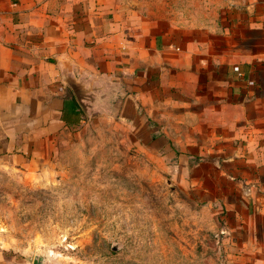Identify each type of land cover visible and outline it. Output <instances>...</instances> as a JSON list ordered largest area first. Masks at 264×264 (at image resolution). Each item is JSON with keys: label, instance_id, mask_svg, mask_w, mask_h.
Here are the masks:
<instances>
[{"label": "rangeland", "instance_id": "374dc122", "mask_svg": "<svg viewBox=\"0 0 264 264\" xmlns=\"http://www.w3.org/2000/svg\"><path fill=\"white\" fill-rule=\"evenodd\" d=\"M118 3L136 24H158L171 69L163 85L143 89L137 106L126 100L114 116L88 117L40 140L28 161L0 168V264H237L236 238L225 233L235 226L226 191L215 173L206 190L214 172L207 144L193 143L206 129L190 106L195 81L174 74L168 59L215 54L224 10L241 0Z\"/></svg>", "mask_w": 264, "mask_h": 264}, {"label": "crops", "instance_id": "0c3cea01", "mask_svg": "<svg viewBox=\"0 0 264 264\" xmlns=\"http://www.w3.org/2000/svg\"><path fill=\"white\" fill-rule=\"evenodd\" d=\"M224 12L215 54L200 61L174 52L168 60L174 74L195 81L190 106L206 129L193 143L207 144L214 172L206 190L215 173L226 191L235 226L225 233L236 238L237 264H264V0ZM164 34L156 22L136 24L118 0H0V168L28 161L40 140L88 117L114 116L126 100L137 106L150 83L163 85L172 66Z\"/></svg>", "mask_w": 264, "mask_h": 264}, {"label": "built area", "instance_id": "2783aa9c", "mask_svg": "<svg viewBox=\"0 0 264 264\" xmlns=\"http://www.w3.org/2000/svg\"><path fill=\"white\" fill-rule=\"evenodd\" d=\"M232 71L237 75V76H242L241 71L239 70L238 66L234 65L232 66ZM248 84L251 85L253 84L252 81H248Z\"/></svg>", "mask_w": 264, "mask_h": 264}, {"label": "water", "instance_id": "95a60500", "mask_svg": "<svg viewBox=\"0 0 264 264\" xmlns=\"http://www.w3.org/2000/svg\"><path fill=\"white\" fill-rule=\"evenodd\" d=\"M33 264H42V262H41V260H40V262H38V263L34 261Z\"/></svg>", "mask_w": 264, "mask_h": 264}]
</instances>
